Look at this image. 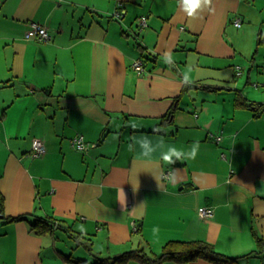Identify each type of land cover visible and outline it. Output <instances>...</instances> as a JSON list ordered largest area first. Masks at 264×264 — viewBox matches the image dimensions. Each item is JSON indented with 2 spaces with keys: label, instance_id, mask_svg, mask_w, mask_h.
I'll list each match as a JSON object with an SVG mask.
<instances>
[{
  "label": "crops",
  "instance_id": "1",
  "mask_svg": "<svg viewBox=\"0 0 264 264\" xmlns=\"http://www.w3.org/2000/svg\"><path fill=\"white\" fill-rule=\"evenodd\" d=\"M0 196V264L190 241L264 264V0H0Z\"/></svg>",
  "mask_w": 264,
  "mask_h": 264
},
{
  "label": "trees",
  "instance_id": "2",
  "mask_svg": "<svg viewBox=\"0 0 264 264\" xmlns=\"http://www.w3.org/2000/svg\"><path fill=\"white\" fill-rule=\"evenodd\" d=\"M258 111V110H257ZM2 197L0 196V212L3 208ZM26 220V216L12 218L9 221ZM40 224V226H39ZM31 230L35 234H42L51 229V225L45 220H36L30 224ZM79 236V235H78ZM74 236V240L84 247L86 251H91L89 240L83 241L81 237ZM256 254L264 253V239L256 238ZM94 264H127L130 260L138 259L142 264H161L164 261L175 263H187L196 260H206L215 264L231 263L238 258H231L217 253L213 246L204 241L190 242H168L162 247L161 253L153 258L149 257L142 249L125 252L113 257H96Z\"/></svg>",
  "mask_w": 264,
  "mask_h": 264
},
{
  "label": "built area",
  "instance_id": "3",
  "mask_svg": "<svg viewBox=\"0 0 264 264\" xmlns=\"http://www.w3.org/2000/svg\"><path fill=\"white\" fill-rule=\"evenodd\" d=\"M241 24L240 20H236L234 22V25L236 27H239ZM140 26L144 27L146 26V19L145 17L140 18ZM32 36H35V38L41 42H47L50 40V36L47 32V30L40 26L39 24L35 22L29 23V30L25 34L26 39L32 38ZM133 69L137 71L138 73L142 71V66L140 61H135L133 63ZM215 139L218 141L220 140V137H215ZM72 146L75 149H80V150H86L88 146H86L83 143L82 137L77 136L71 141ZM45 153V147L42 143L41 140L39 139H34L31 144V150L29 152V155L31 158H37L42 156ZM165 178L168 177V174L164 175ZM199 215L203 218H211L213 216V210L210 208H202L199 210Z\"/></svg>",
  "mask_w": 264,
  "mask_h": 264
},
{
  "label": "clouds",
  "instance_id": "4",
  "mask_svg": "<svg viewBox=\"0 0 264 264\" xmlns=\"http://www.w3.org/2000/svg\"><path fill=\"white\" fill-rule=\"evenodd\" d=\"M202 0H183L184 10L191 15L197 8L200 7ZM203 3L210 4L211 0H203ZM176 157V159H180L181 155L177 152H168L166 154H162V158L168 163H174L175 161L172 159Z\"/></svg>",
  "mask_w": 264,
  "mask_h": 264
},
{
  "label": "rangeland",
  "instance_id": "5",
  "mask_svg": "<svg viewBox=\"0 0 264 264\" xmlns=\"http://www.w3.org/2000/svg\"><path fill=\"white\" fill-rule=\"evenodd\" d=\"M262 66V65H261ZM262 68H263V66H262ZM255 74H257V73H255ZM258 79H259V75H258ZM256 83V82H255ZM253 84V83H252ZM0 225H1V222H0ZM132 263V262H131Z\"/></svg>",
  "mask_w": 264,
  "mask_h": 264
}]
</instances>
